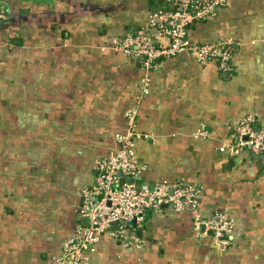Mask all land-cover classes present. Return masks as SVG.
Instances as JSON below:
<instances>
[{
    "label": "crops",
    "instance_id": "obj_1",
    "mask_svg": "<svg viewBox=\"0 0 264 264\" xmlns=\"http://www.w3.org/2000/svg\"><path fill=\"white\" fill-rule=\"evenodd\" d=\"M1 1L0 264H52L137 101V182L195 186L201 218L232 219L231 242L198 238L192 212L162 207L139 247L103 235L86 264H264V155L219 152L243 117L264 128V0H227L187 30L192 44L233 42L228 72L182 53L148 73L147 95L114 41L146 21L152 0Z\"/></svg>",
    "mask_w": 264,
    "mask_h": 264
},
{
    "label": "built area",
    "instance_id": "obj_2",
    "mask_svg": "<svg viewBox=\"0 0 264 264\" xmlns=\"http://www.w3.org/2000/svg\"><path fill=\"white\" fill-rule=\"evenodd\" d=\"M152 3L154 8L146 21L114 41L117 52L129 61H140L138 67L144 75L138 88L142 95L149 93L148 73L155 65L182 53H190L201 67L214 63L220 72L230 70L234 48L231 40L192 44L187 38L191 26L211 21L226 6L227 0H152ZM5 20L6 8L0 0V23ZM138 102L124 115L126 132L115 136L118 151L95 163V181L81 192L79 216L87 219V224L76 227L71 237L62 243L60 254L52 264H86L88 253L93 252L103 235L121 243L122 247H139L141 242L134 233L144 226L149 212L160 211L162 207L175 212H192L193 230L198 238L210 237L222 249L230 245L232 219L225 214L201 218L197 213L198 188L181 183H159L150 187L137 182L142 168L135 162L132 151L137 138L134 129ZM231 130L235 142L219 148L224 157L263 154L264 128H256L251 116L243 117ZM129 178L131 183L126 181ZM113 223L117 224L116 229L109 228ZM130 223H134V227L128 228Z\"/></svg>",
    "mask_w": 264,
    "mask_h": 264
},
{
    "label": "water",
    "instance_id": "obj_3",
    "mask_svg": "<svg viewBox=\"0 0 264 264\" xmlns=\"http://www.w3.org/2000/svg\"><path fill=\"white\" fill-rule=\"evenodd\" d=\"M153 8H154V7H152V10H151V11H153ZM260 157H261V155L256 156V157H254V158L259 159ZM126 181H127L128 183H131V182H132V179L129 178V179H127ZM150 187H152V185H151ZM86 224H87V219H81V225H86ZM127 226H128V227H134V223H130V224H128ZM109 228H110V229H116V228H117V224H116V223H113V224L110 225ZM135 236H136V237L139 236V231H136V232H135Z\"/></svg>",
    "mask_w": 264,
    "mask_h": 264
},
{
    "label": "trees",
    "instance_id": "obj_4",
    "mask_svg": "<svg viewBox=\"0 0 264 264\" xmlns=\"http://www.w3.org/2000/svg\"><path fill=\"white\" fill-rule=\"evenodd\" d=\"M233 51H234V49H233ZM131 62H132V63L135 62L134 64H136L137 67H138L139 64H140V61H136V60H135V61H131ZM255 127H256V126H255ZM262 155H264V152H263ZM230 160L233 161L234 158H230ZM79 225H81V224H80V221H79ZM128 228H129V227H128ZM142 228H143V227L139 228V235H140V232H141ZM134 236H135V233H134ZM135 237H136V236H135ZM115 242H117V241H115ZM117 243H119V242H117ZM119 244L121 245V243H119Z\"/></svg>",
    "mask_w": 264,
    "mask_h": 264
},
{
    "label": "flooded vegetation",
    "instance_id": "obj_5",
    "mask_svg": "<svg viewBox=\"0 0 264 264\" xmlns=\"http://www.w3.org/2000/svg\"><path fill=\"white\" fill-rule=\"evenodd\" d=\"M124 35V34H123ZM122 38V37H121ZM125 113H126V111H125ZM125 113H124V115H125ZM116 136V135H115ZM115 141H116V139H115ZM100 160V159H99ZM98 161V160H97ZM96 161V162H97ZM95 162V163H96ZM95 163H94V171H95V173H96V175H95V178H96V176H97V171H96V168H95ZM94 181H95V179H94ZM94 183V182H93ZM89 188V187H88ZM87 189V188H86ZM83 191V190H82ZM79 212V211H78Z\"/></svg>",
    "mask_w": 264,
    "mask_h": 264
}]
</instances>
